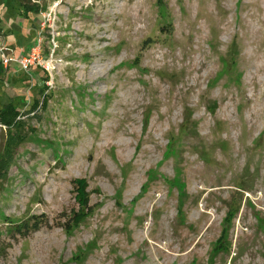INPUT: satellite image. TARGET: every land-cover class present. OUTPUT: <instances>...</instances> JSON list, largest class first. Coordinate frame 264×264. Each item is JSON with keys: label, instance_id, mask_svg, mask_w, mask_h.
Returning a JSON list of instances; mask_svg holds the SVG:
<instances>
[{"label": "rangeland", "instance_id": "1", "mask_svg": "<svg viewBox=\"0 0 264 264\" xmlns=\"http://www.w3.org/2000/svg\"><path fill=\"white\" fill-rule=\"evenodd\" d=\"M15 1L0 264H264V0Z\"/></svg>", "mask_w": 264, "mask_h": 264}, {"label": "trees", "instance_id": "2", "mask_svg": "<svg viewBox=\"0 0 264 264\" xmlns=\"http://www.w3.org/2000/svg\"><path fill=\"white\" fill-rule=\"evenodd\" d=\"M15 3L21 8V15L28 17L30 14L38 15L39 9L36 5L35 7H30L24 2V0H16ZM31 108L36 107V101L30 106ZM21 113L11 101L0 100V128H4L7 132H14L11 135V141H14L15 144H20L24 140V136L20 133L23 123L21 122ZM73 187L75 189V199L79 204L80 208L86 207V196H85V180L84 179H75L73 181ZM24 225L27 226V223ZM36 228V224L31 225ZM225 239L223 234L220 237V242ZM223 244H221L222 247Z\"/></svg>", "mask_w": 264, "mask_h": 264}, {"label": "built area", "instance_id": "3", "mask_svg": "<svg viewBox=\"0 0 264 264\" xmlns=\"http://www.w3.org/2000/svg\"><path fill=\"white\" fill-rule=\"evenodd\" d=\"M36 48L31 50V53L29 56L27 57H20L18 59L16 58H12V57H8V56H4L2 54H0V57L2 58V62L3 64L7 65L10 64L12 62H16L19 64V66L21 67V69L23 70H27L28 68H30L32 65H34V61H36ZM1 53V50H0Z\"/></svg>", "mask_w": 264, "mask_h": 264}]
</instances>
